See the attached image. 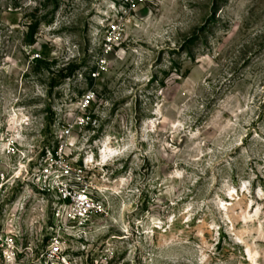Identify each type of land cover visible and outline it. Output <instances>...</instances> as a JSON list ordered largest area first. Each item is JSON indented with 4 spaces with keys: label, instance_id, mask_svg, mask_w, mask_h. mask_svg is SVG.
<instances>
[{
    "label": "rangeland",
    "instance_id": "374dc122",
    "mask_svg": "<svg viewBox=\"0 0 264 264\" xmlns=\"http://www.w3.org/2000/svg\"><path fill=\"white\" fill-rule=\"evenodd\" d=\"M0 264H264V0H0Z\"/></svg>",
    "mask_w": 264,
    "mask_h": 264
},
{
    "label": "built area",
    "instance_id": "2783aa9c",
    "mask_svg": "<svg viewBox=\"0 0 264 264\" xmlns=\"http://www.w3.org/2000/svg\"><path fill=\"white\" fill-rule=\"evenodd\" d=\"M119 27L117 25H113L111 27V33L118 32ZM111 42V41H110ZM108 46V45H107ZM89 101H87V104ZM7 154L10 158L18 157L20 154V151L15 147L14 143H10L7 148ZM22 157L23 154L21 153ZM33 161L29 162V165ZM36 167L32 171L31 175V169L28 167H23L25 170L24 173L28 177V179L31 180V182L38 187V189L41 192H44L41 188V185L43 183V180L47 174L46 169L42 167V162L36 163ZM31 177V178H30ZM63 201H69V207L65 209L58 210L55 215L54 219L58 221L59 219H64L66 224L73 225V227L68 228V231L75 228L83 227L85 228L88 223L92 220V217L100 213L99 204L93 200L90 196H88L85 193H76L71 192L68 189H65ZM65 226V225H64ZM68 227V226H66ZM8 250H10V253L14 254V245L8 244ZM63 238L58 237H52L48 243V246L46 247V250L43 252L44 257H48L52 260L59 259V257L62 254V248H63Z\"/></svg>",
    "mask_w": 264,
    "mask_h": 264
}]
</instances>
